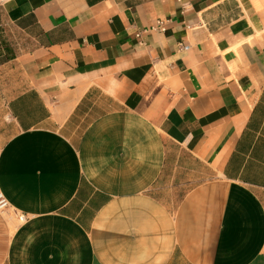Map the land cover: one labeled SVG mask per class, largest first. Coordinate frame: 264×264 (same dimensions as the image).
Masks as SVG:
<instances>
[{
    "label": "crops",
    "instance_id": "0c3cea01",
    "mask_svg": "<svg viewBox=\"0 0 264 264\" xmlns=\"http://www.w3.org/2000/svg\"><path fill=\"white\" fill-rule=\"evenodd\" d=\"M2 32L0 264H264V0H0Z\"/></svg>",
    "mask_w": 264,
    "mask_h": 264
},
{
    "label": "built area",
    "instance_id": "2783aa9c",
    "mask_svg": "<svg viewBox=\"0 0 264 264\" xmlns=\"http://www.w3.org/2000/svg\"><path fill=\"white\" fill-rule=\"evenodd\" d=\"M170 20L166 19H158L152 26L145 29V31H161L164 32L167 29V25ZM141 35V32L138 33V36ZM181 49H188L189 46H185L182 42L179 44ZM11 208V204L8 199L5 197L4 193L0 189V211H6ZM21 220H24L25 217L23 215L20 216Z\"/></svg>",
    "mask_w": 264,
    "mask_h": 264
},
{
    "label": "rangeland",
    "instance_id": "374dc122",
    "mask_svg": "<svg viewBox=\"0 0 264 264\" xmlns=\"http://www.w3.org/2000/svg\"><path fill=\"white\" fill-rule=\"evenodd\" d=\"M0 37H1V38L4 37V33H3V32L0 33ZM0 213H2V214H6L7 217H9V218H16V216L14 215V213H12V212L10 211V209H9V210H6V211H0ZM17 221H18V220H17Z\"/></svg>",
    "mask_w": 264,
    "mask_h": 264
},
{
    "label": "trees",
    "instance_id": "16d2710c",
    "mask_svg": "<svg viewBox=\"0 0 264 264\" xmlns=\"http://www.w3.org/2000/svg\"><path fill=\"white\" fill-rule=\"evenodd\" d=\"M3 43H4V42H3ZM4 59H5V58H4ZM0 61H4V60L1 59Z\"/></svg>",
    "mask_w": 264,
    "mask_h": 264
}]
</instances>
